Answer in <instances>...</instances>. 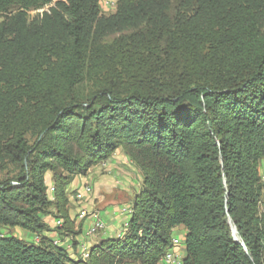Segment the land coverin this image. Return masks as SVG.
Wrapping results in <instances>:
<instances>
[{
	"label": "trees",
	"instance_id": "1",
	"mask_svg": "<svg viewBox=\"0 0 264 264\" xmlns=\"http://www.w3.org/2000/svg\"><path fill=\"white\" fill-rule=\"evenodd\" d=\"M101 7L0 0V264H160L178 227L182 264H264V0ZM118 149L142 176L128 227L71 258L43 234L76 247L67 188Z\"/></svg>",
	"mask_w": 264,
	"mask_h": 264
},
{
	"label": "rangeland",
	"instance_id": "2",
	"mask_svg": "<svg viewBox=\"0 0 264 264\" xmlns=\"http://www.w3.org/2000/svg\"><path fill=\"white\" fill-rule=\"evenodd\" d=\"M111 1H113L114 4H113V6L110 7L108 4ZM100 2L102 4L101 12L103 14H105V15H109V14H112L115 11L118 0H102V1L100 0ZM176 5H177V3L174 1L173 4L171 5V9H170V13L171 14L174 13ZM36 13H38V12H31L30 16H33ZM0 21H1V18H0ZM118 151L127 159V161H123L122 159L119 160V161L116 160V162H117L116 165L111 167V168H110V166L106 165L108 160L111 161L113 159L112 156L116 152L115 151L105 162H103V163H101V164H99L97 166L101 167V169H100L101 173H103L106 176L110 177L111 180L118 181L120 185L127 184V190L128 191H127V195H126V201L122 205L118 206L117 209L119 210L122 207H126L127 210L129 209V211H128V213H129L130 209L132 207V200H133L134 196L139 192V190L141 188L142 176H141V173L138 170V168L134 165V163H132L128 159V157L123 153V151L121 149H118ZM263 162H264V160L262 162H260L259 173L261 175V182L264 185V163ZM97 166H94V167H97ZM117 172L119 173V175H117ZM81 177H83V176H80L79 178H81ZM48 185H49V187L52 188L51 178H50V184L48 183ZM85 186L90 187V193L84 194V196L78 198L77 196H78L79 191L82 190V188L85 187ZM50 189L48 188V191ZM50 193L51 192L49 191V195H51ZM92 193H93V190H92V186H91L90 183L83 184V186L80 185V187L78 189H76V190H70V189L67 188L68 203H67V206H66V212H67L68 218L70 220H72V222L78 220V215L83 210L86 211V209H81V208L84 207V204H87L90 200H92ZM107 208L109 209V211H110L109 213L111 214L112 211L116 207H112V206L108 207V206H106V209ZM58 215H59V212L56 209L51 208L50 213L48 215L44 216L43 218L45 219V218L48 217L49 219L53 220V225L50 226V228L54 229V227H53L54 226V220H56V217ZM90 215L91 214L87 212L86 219L88 217H90ZM115 216H117V214H115ZM109 218L110 217H107V220H110ZM129 218H130L129 214H122L120 216L119 219L121 221V226H120L121 228H119V231L116 232L114 237H112V238H115V237L117 238L118 233H121V232H122V234H120L118 236V238H120L121 236L124 235V233H125L127 228L124 229V232H123L122 231V227L125 224L124 223L125 220H129ZM100 219L102 220L103 217L100 218ZM103 222H104L105 225H106V223H109V221H107V222L103 221ZM116 222H118V220H115L113 223H109V225L118 224ZM89 224H90L89 220L84 221V225L86 226V228L83 229V235H84V232L89 228ZM92 226H94V222H93ZM1 232L5 236H12V237H15L17 239L24 240L26 242L37 243L36 241H34L32 234H30V233H28V232H26V231H24V230H22L20 228H10V229L2 228ZM105 232H107L106 226H105V229L100 231V232H98V234L96 236L98 237V236H100L101 234H103ZM44 234H43V236H44ZM185 234H186V230L183 227H179V229H174L172 231V234H171L172 239H176L179 242V243H177V245L176 244L175 245H176V249H177V247L179 248V250H180L179 253L180 254H178V251L177 252L175 251V252L177 253V255H178V257L180 259L182 258L183 254H184V248H185L184 237H185ZM110 235L111 234H108V236H110ZM62 237H65V236L63 235ZM84 238L87 239V237H84ZM107 239H110V238H107ZM81 243L84 244L85 242L84 241L77 242L76 243V249H77L78 245L81 244ZM78 257L79 256L77 255V257L74 258V259H77ZM79 258L81 259V256Z\"/></svg>",
	"mask_w": 264,
	"mask_h": 264
},
{
	"label": "crops",
	"instance_id": "3",
	"mask_svg": "<svg viewBox=\"0 0 264 264\" xmlns=\"http://www.w3.org/2000/svg\"><path fill=\"white\" fill-rule=\"evenodd\" d=\"M115 155V156H114ZM112 160H108L106 165L113 167L116 165V160H123V161H127V159L118 151L116 150V152L113 154L112 156ZM110 161V162H109ZM264 163V162H263ZM101 167L97 166L92 168L86 176H83L81 178L75 177L74 180L72 181V183L68 186V189L70 190H76L80 187V185L83 186V184L86 183H90L92 186V200H90L87 204H84V207H82L81 209H86V211L88 213H90V217H88L86 220H89V222L91 221V216L96 215L99 218L103 217V221L107 222L109 221V223H113L115 220H118V224H112L109 225V223H106V229L107 232L101 234L100 236H96L93 238H89L87 236H85V233L83 235V229L86 228V226L84 225V221H73L74 224V229L77 231L78 227L80 226V235H78L75 238V241L79 242V241H84V244H79L78 245V249L82 246H87L90 248L96 244H98L101 240L107 239V238H112L114 237L115 233L119 231V228H121V221H120V215H118V209L117 207L122 205L125 201H126V195H127V184L124 185H120L118 181L116 180H111L110 177L106 176L105 174L101 173ZM117 175H119V173L117 172ZM48 183L50 184V175L47 174L46 175V184L49 187ZM51 187H49L50 189ZM52 193V188L49 190ZM50 193V194H51ZM90 193V192H89ZM84 194H88L87 192L83 191L80 195V197L84 196ZM52 196V194L50 195ZM106 206L110 207H116L112 213L110 214L109 209H106ZM129 209L127 210L128 213ZM117 214V216H115V214ZM130 213V212H129ZM114 214V215H113ZM107 217H110V220H107ZM71 218V217H70ZM73 218V217H72ZM85 220V221H86ZM44 222L46 224H48L49 226L53 225V220L49 219L48 217L44 219ZM125 223V224H124ZM122 225V231H124V229H126L128 220H125ZM93 223L90 225V228L92 227ZM54 227V226H53ZM128 227V226H127ZM175 229H179L175 228ZM100 232V230H96V233ZM108 234H111L110 236H108ZM120 234L117 235V237ZM37 236L33 235V239L35 241V238ZM44 237H46L47 239L51 240L52 242L54 240L57 239L56 236L53 235V232H47L44 234ZM84 237H87L84 238ZM61 242L62 244L65 246L63 247L64 249H66V251L68 252L69 256L71 258H76L77 257V249L76 247H73V240L71 237H62L61 238ZM177 243H174V248L172 249V253L177 254L176 252L178 251V254H180V250L177 247L176 249V245ZM72 249V250H71ZM176 251V252H175ZM184 256V254H183ZM182 256V258H183Z\"/></svg>",
	"mask_w": 264,
	"mask_h": 264
},
{
	"label": "built area",
	"instance_id": "4",
	"mask_svg": "<svg viewBox=\"0 0 264 264\" xmlns=\"http://www.w3.org/2000/svg\"><path fill=\"white\" fill-rule=\"evenodd\" d=\"M83 191H90V187H88V186L83 187L82 190H80L79 193H78V196H77L78 198H80V195H81V193ZM117 213L120 216L122 214L131 215V213H127V208L126 207L120 208ZM86 215H87V212L83 210L81 212V220H79V221H85L86 220ZM93 222H100V231L105 229V224L99 217H97L96 215L91 216V221H90V224H89V228L84 232V233H89V238H93V237H95L98 234V233H90V225ZM56 227L60 228L59 219L54 220V228H56ZM52 232L57 235V233L55 231H52ZM118 234H122V232L118 233ZM57 237H58V239H61V237H59L58 235H57ZM35 241H38L37 238H35ZM172 243H179V242L176 239H172ZM87 248H88V245L85 246L84 249H87ZM76 251H77V255L80 257L81 249H77ZM164 257H166L167 259L170 260V264H182V258L180 259L177 254L170 253V250L164 255Z\"/></svg>",
	"mask_w": 264,
	"mask_h": 264
},
{
	"label": "bare ground",
	"instance_id": "5",
	"mask_svg": "<svg viewBox=\"0 0 264 264\" xmlns=\"http://www.w3.org/2000/svg\"><path fill=\"white\" fill-rule=\"evenodd\" d=\"M102 1V0H101ZM113 1H111V2H109V6L111 7V6H113ZM107 5V4H106ZM85 192H87V193H89L90 191H85ZM78 220H81V213L78 215ZM59 223H60V228L62 227V221H60L59 220ZM126 228H127V226H126ZM96 230H100V222H94V226H92L91 228H90V233H96ZM85 236H87V237H89V233H85ZM37 238V237H36ZM37 240L39 241V238H37ZM38 241H36V242H38ZM53 243L56 245V246H58V247H62V249H64L63 247H65L63 244H62V242H61V240L60 239H58V237H57V239L56 240H54L53 241ZM173 245H174V243H173ZM85 248V246H82V247H80L79 249H81V251H80V256H81V259L82 260H87L88 259V257H89V247L87 248V249H84ZM67 249V248H66ZM72 250V249H71ZM170 253H172V250L170 251ZM174 254V253H173ZM160 264H170V260L169 259H167L166 257H163L162 259H161V262H160Z\"/></svg>",
	"mask_w": 264,
	"mask_h": 264
},
{
	"label": "water",
	"instance_id": "6",
	"mask_svg": "<svg viewBox=\"0 0 264 264\" xmlns=\"http://www.w3.org/2000/svg\"><path fill=\"white\" fill-rule=\"evenodd\" d=\"M231 225V224H230ZM231 233H232V236H233V239L238 242V238H237V235H236V231H235V228L231 225Z\"/></svg>",
	"mask_w": 264,
	"mask_h": 264
}]
</instances>
